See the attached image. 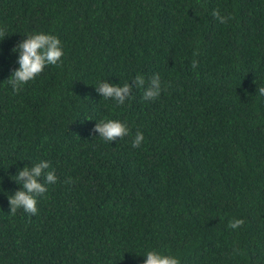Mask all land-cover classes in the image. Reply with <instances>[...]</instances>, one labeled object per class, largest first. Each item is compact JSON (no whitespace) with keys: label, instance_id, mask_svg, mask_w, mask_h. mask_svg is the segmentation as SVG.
<instances>
[{"label":"trees","instance_id":"1","mask_svg":"<svg viewBox=\"0 0 264 264\" xmlns=\"http://www.w3.org/2000/svg\"><path fill=\"white\" fill-rule=\"evenodd\" d=\"M0 27V264H264V0H0ZM38 33L62 66L17 93L13 49ZM156 74L146 101L137 76ZM101 82L127 83L125 104ZM105 120L130 135L103 140ZM40 161L57 183L37 215L11 214L14 177Z\"/></svg>","mask_w":264,"mask_h":264},{"label":"clouds","instance_id":"2","mask_svg":"<svg viewBox=\"0 0 264 264\" xmlns=\"http://www.w3.org/2000/svg\"><path fill=\"white\" fill-rule=\"evenodd\" d=\"M213 17L221 24L227 23L230 16H221L219 9L212 12ZM7 29L0 27V37L6 36ZM23 43L14 48V52L19 53V70L14 71L8 82L14 91H21L22 87L31 81H34L41 75L48 66H62L64 51L60 39L57 36L38 33L29 34ZM198 55V53H195ZM193 69L198 67V62L193 61ZM136 83L139 88L144 90V100L155 101L161 95L162 89L161 78L159 74L152 77L150 81L145 80L143 76H137ZM98 92L105 98L114 100L118 105H124L130 94V87L125 83L123 86L110 85L107 82H101L97 86ZM258 95L264 96V87L258 88ZM96 132L100 133L103 140L113 142L117 139L122 140L130 135V129L125 123L117 120H105L97 124ZM144 136L137 132L132 142L133 148L141 147ZM50 167L46 161H40L32 168H24L14 177L16 183H20L23 191H17L14 195L8 196L11 208V214H15L18 209L30 215L38 214L37 197L43 196L47 191V185L57 183V176L54 171L46 174L47 184H42L40 178L44 175V170ZM243 219H234L229 221L228 227L239 229L243 227ZM145 264H180L179 259L171 255H164L159 251L151 250L146 253Z\"/></svg>","mask_w":264,"mask_h":264}]
</instances>
